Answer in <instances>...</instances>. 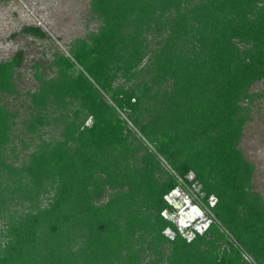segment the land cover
Wrapping results in <instances>:
<instances>
[{
    "label": "trees",
    "instance_id": "16d2710c",
    "mask_svg": "<svg viewBox=\"0 0 264 264\" xmlns=\"http://www.w3.org/2000/svg\"><path fill=\"white\" fill-rule=\"evenodd\" d=\"M90 9L96 30L32 65L22 111L6 99L22 96L24 52L0 61V264H264V198L240 147L264 80V0ZM178 189L203 232L165 216Z\"/></svg>",
    "mask_w": 264,
    "mask_h": 264
},
{
    "label": "rangeland",
    "instance_id": "374dc122",
    "mask_svg": "<svg viewBox=\"0 0 264 264\" xmlns=\"http://www.w3.org/2000/svg\"><path fill=\"white\" fill-rule=\"evenodd\" d=\"M98 25V21L93 19L90 0H10L0 3V61L12 58L20 50L24 52V65L17 80L22 96L20 100L6 99V102H10L21 111L24 110L20 107L24 104L23 95L28 91H34L37 86L32 65L40 62L42 69L45 68L50 64L53 52L67 51L73 40L85 37L89 32L96 30ZM27 27H41L48 37L42 38L25 32L24 29ZM251 92L261 94V97L254 101L252 119L244 129L240 147L245 157L255 166V191L264 198V80L255 84ZM20 129L21 126L16 133L20 132ZM22 138L29 141L27 136ZM45 138L50 136L45 135ZM16 145L20 159H26L30 150H24L20 140H16ZM169 200L178 205L179 211L182 212L172 216L166 213V216L185 231L183 227L191 224L188 219H192L189 215L187 218L184 217L186 211H183L181 204L184 200L193 202V198L187 192L178 189ZM192 214L195 217L202 216L201 222H197L196 219V222L191 224L192 228L196 227L202 231L203 219H209L206 215L200 213L198 215L195 209ZM168 234L173 236L170 231ZM186 236L192 238L193 234L188 232Z\"/></svg>",
    "mask_w": 264,
    "mask_h": 264
},
{
    "label": "crops",
    "instance_id": "0c3cea01",
    "mask_svg": "<svg viewBox=\"0 0 264 264\" xmlns=\"http://www.w3.org/2000/svg\"><path fill=\"white\" fill-rule=\"evenodd\" d=\"M172 203V202H171ZM172 205L177 209V212L178 213H181L182 211H179V206L178 205H176L175 203H172ZM181 206H182V209H184L183 211H186V213L184 214V217L185 218H187L188 217V215H189V218H191V219H193V217H194V221H192V220H190V219H188V222L190 221V223L192 224H194L195 222H196V219H197V222L199 221V222H201V217L202 216H197V217H195V216H193V210L195 209V210H197V214L199 215V213L200 214H202L203 216L205 215V213L204 212H200L199 211V209H198V207H197V205L195 204V202L193 201H183V204H181ZM194 208V209H193ZM203 227H202V230H204L207 226H208V224H209V220H205V219H203ZM186 226H188V225H186ZM195 229L196 230H199V229H197L196 227H195ZM199 231H201V230H199Z\"/></svg>",
    "mask_w": 264,
    "mask_h": 264
},
{
    "label": "clouds",
    "instance_id": "9594fccd",
    "mask_svg": "<svg viewBox=\"0 0 264 264\" xmlns=\"http://www.w3.org/2000/svg\"><path fill=\"white\" fill-rule=\"evenodd\" d=\"M173 193H174V192H173ZM172 195H173V194H172ZM172 195H171V196H172ZM169 197H170V196H169ZM170 204H172V203H170ZM197 207H198V206H197ZM198 208H199V207H198ZM201 210H202V209H201ZM202 212H203V211H202ZM194 220H195V219H194ZM208 225H209V224H208ZM207 227H208V226H207ZM207 227H206V228H207ZM183 228H184V229L192 228V225L190 224L189 226H184ZM206 228H205V229H206ZM205 229H204V230H205ZM204 230H202V231H199V230H198V231H199V232H203Z\"/></svg>",
    "mask_w": 264,
    "mask_h": 264
},
{
    "label": "water",
    "instance_id": "95a60500",
    "mask_svg": "<svg viewBox=\"0 0 264 264\" xmlns=\"http://www.w3.org/2000/svg\"><path fill=\"white\" fill-rule=\"evenodd\" d=\"M175 192H176V191H174V193H175ZM166 199L168 200L169 203H171V201L169 200V197H167ZM214 204H215V201L213 202V205H214ZM174 206H175V205H174ZM175 207H176V206H175ZM198 209H199V211L202 213V210H201L200 208H198ZM165 216H166V213H165ZM166 217H167V216H166ZM192 221H194V217H193ZM189 225H190V224H189ZM189 225H188V226H189Z\"/></svg>",
    "mask_w": 264,
    "mask_h": 264
}]
</instances>
